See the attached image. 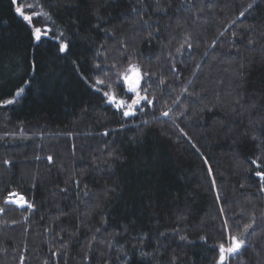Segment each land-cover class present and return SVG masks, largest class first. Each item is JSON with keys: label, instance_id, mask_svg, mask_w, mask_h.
I'll return each instance as SVG.
<instances>
[{"label": "trees", "instance_id": "obj_1", "mask_svg": "<svg viewBox=\"0 0 264 264\" xmlns=\"http://www.w3.org/2000/svg\"><path fill=\"white\" fill-rule=\"evenodd\" d=\"M26 5L40 42L0 0V264H218L232 236L223 264H264V0Z\"/></svg>", "mask_w": 264, "mask_h": 264}, {"label": "snow or ice", "instance_id": "obj_2", "mask_svg": "<svg viewBox=\"0 0 264 264\" xmlns=\"http://www.w3.org/2000/svg\"><path fill=\"white\" fill-rule=\"evenodd\" d=\"M11 3L13 5H18L20 3V0H11ZM28 8H31L32 5H28ZM14 11L20 15L23 20L29 25L30 27V33H31V37L36 41V42H40L42 40V36H47L48 35V31L47 30H42L41 27H37L33 24V17H39L41 15V13H37V12H31V14H26L25 12V8L24 6H16L14 8ZM43 15H47L46 13ZM241 15H243V13H241ZM50 18V17H49ZM46 29V26H45ZM60 36H63V33L60 34ZM56 39H60V37H56ZM67 48V45L63 42L60 43L59 45V51L60 52H65ZM179 51V49H178ZM128 73H132L131 76L128 75ZM147 73H143L142 70L139 68L138 65H134V64H129L127 69L124 70L123 72L119 73V77L123 79L124 84L127 88L128 92L131 93H135V98L132 100V102L130 104H126L124 101L122 100H117L115 98L114 93H112L111 91L109 92H104L103 93V97L107 98V102L110 104H113L117 109H123L126 108L127 110L124 111V115L125 116H129L130 114H132V111L134 109V106L138 105L140 103L141 100L143 99H147L146 96H141L140 95V91H139V86H140V81L141 79L146 76ZM25 83H29L28 81H25ZM104 81L103 80H97L96 83L93 85V88H96V85H100L103 84ZM97 91H99V89H96ZM24 89L21 88L18 90V92L16 93L17 96L21 95L23 93ZM146 91V89H145ZM15 101L13 99H5L3 100V104L8 105V104H12ZM149 104L152 103L151 100L148 101ZM163 115L167 116L168 112H164ZM7 163V162H6ZM253 164L256 163L255 160L252 161ZM256 176L261 177L262 179H264V171H257ZM10 196H16L19 195L17 193H10ZM6 202H13V203H17V204H23L26 203V201L24 200L23 196H20L18 200H12V201H6ZM28 207H32L31 204H28ZM251 227V225H247L246 229ZM231 245L228 247H225V245L223 243L219 244V251H220V262H222L224 260V253L225 252H235L237 249L240 248V246L244 243L243 240L238 239L236 236H232L231 238Z\"/></svg>", "mask_w": 264, "mask_h": 264}, {"label": "rangeland", "instance_id": "obj_3", "mask_svg": "<svg viewBox=\"0 0 264 264\" xmlns=\"http://www.w3.org/2000/svg\"><path fill=\"white\" fill-rule=\"evenodd\" d=\"M25 1H26V2H25ZM27 2H30V0H20V3H19L18 5H15V6H24V8H25V6H28V5H26ZM26 14H30V13H26ZM128 75L131 76L132 73H128ZM119 84H120V85H119ZM140 84H141V81H140ZM118 85H119L120 87H118L116 91H114V90L110 87V88L107 89V90H102V92L104 93V92H109V91H111L112 93H114L115 98H116L117 100H122V101H124L126 104H130V103L132 102V100L135 98V95H136V94L127 91V88H126V86H125L124 81H123L122 78H120V82H118ZM116 87H117V86H116ZM139 87H140V86H139ZM97 88H98L99 90H101V88H100L99 86H97L96 89H97ZM118 89H119V90H118ZM139 91H140V89H139ZM140 95H141V93H140ZM143 102H144V100H141L140 103H139L138 105L134 106V109H133L132 113H134L135 110H136V108H139V107L142 105ZM122 110L125 111V110H127V109H126V108H123ZM14 193H15V192H14ZM17 194H18V193H17ZM20 196H22V195H21V194L16 195V196H10V195H8V196L3 200L4 205H5V206H14V207H17V208H24V207L28 206V203H27V201H26L25 198H24V200L26 201V203H23V204H17V203H13V202H6V201L18 200ZM23 197H24V196H23ZM230 245H231V242H229L228 244H226L225 247H228V246H230ZM232 253H233V252H232ZM232 253L225 252V253H224V260H223L222 262H220V259H219V260H218V264H223V263H225V262L227 261L228 257H229ZM219 258H220V256H219Z\"/></svg>", "mask_w": 264, "mask_h": 264}]
</instances>
